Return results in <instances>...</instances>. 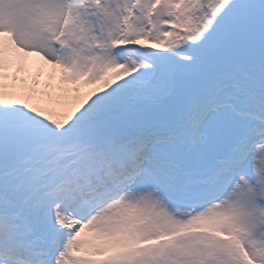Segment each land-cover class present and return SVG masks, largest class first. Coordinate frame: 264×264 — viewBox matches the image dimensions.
<instances>
[{
  "label": "snow or ice",
  "instance_id": "snow-or-ice-1",
  "mask_svg": "<svg viewBox=\"0 0 264 264\" xmlns=\"http://www.w3.org/2000/svg\"><path fill=\"white\" fill-rule=\"evenodd\" d=\"M0 264H264V0H0Z\"/></svg>",
  "mask_w": 264,
  "mask_h": 264
}]
</instances>
